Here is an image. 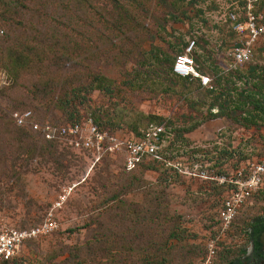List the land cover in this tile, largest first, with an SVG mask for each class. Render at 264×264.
<instances>
[{"label": "rangeland", "instance_id": "rangeland-1", "mask_svg": "<svg viewBox=\"0 0 264 264\" xmlns=\"http://www.w3.org/2000/svg\"><path fill=\"white\" fill-rule=\"evenodd\" d=\"M83 1L23 0L24 7H12L11 17L0 15L2 108L27 110L38 122L56 124L69 111L93 113L124 136L152 122L142 116L179 130L207 112V98H200L196 83L181 84L168 67L195 40L196 69L211 84L214 67L233 69L227 50L236 39L225 23L234 6L230 0ZM48 48L56 50L53 58L35 57ZM11 52L22 56L17 74L4 66ZM249 64L264 66V38ZM71 89L78 95L64 109ZM36 94L50 98L47 110ZM184 137L189 145L175 144L173 154L226 147L238 154L233 162L264 157V127L214 119ZM57 143L54 157L15 161L0 143V229L33 227L47 214L55 224L51 233L19 249L16 264H222L242 240L240 230L264 210L260 193L221 233L215 218L223 189L213 182L181 174L164 184L155 167L127 172L118 156L91 166L86 154ZM229 164L226 172L233 169Z\"/></svg>", "mask_w": 264, "mask_h": 264}, {"label": "built area", "instance_id": "built-area-1", "mask_svg": "<svg viewBox=\"0 0 264 264\" xmlns=\"http://www.w3.org/2000/svg\"><path fill=\"white\" fill-rule=\"evenodd\" d=\"M243 7L233 3L228 10L225 23L236 39V44L227 50V56L233 66L249 62L253 55L255 44L264 38V10H256L253 2L244 0ZM257 0H254V2ZM3 31L0 29V37ZM194 41L190 40L183 52L174 57L171 72L178 77L197 79L202 88L210 89V79L200 74L195 66L191 53L194 51ZM11 124L18 129L33 133L43 141H63L71 150L86 154L89 164L94 166L104 157H120L121 166L125 171H131L145 158L159 160L158 153L167 139L161 127L150 126L140 132V136H124L118 132H109L98 128L90 117L80 118L72 123L55 124L38 122L30 111H11L8 114ZM179 174L204 179L223 188L218 202L215 221L220 232H225L240 209L249 203L254 196L264 194V157L253 162L239 163L236 167L222 174L209 169L208 164L190 162L189 165L175 159L167 163ZM226 165V164H225ZM223 165V167L225 166ZM60 205L64 196L58 198ZM55 229L51 214L36 226L28 228L3 227L0 229V264H6L16 258L19 249L29 240L45 236ZM213 241L209 240L207 250L212 253Z\"/></svg>", "mask_w": 264, "mask_h": 264}, {"label": "trees", "instance_id": "trees-1", "mask_svg": "<svg viewBox=\"0 0 264 264\" xmlns=\"http://www.w3.org/2000/svg\"><path fill=\"white\" fill-rule=\"evenodd\" d=\"M177 1L183 2L186 0ZM230 1L231 3H236L238 7H243L246 3L244 0ZM249 1L253 2V6L256 10H264V0H257L255 2L254 0ZM16 6L24 7L23 0H0L1 17H3L4 20L5 16L11 17L10 13L12 7ZM105 25L109 27L110 23L106 20ZM193 41L194 46L197 47L195 40ZM234 44H236V41L234 42ZM234 44L231 47H233ZM186 45L187 44H185L184 47ZM184 47L178 54H181L183 52ZM55 52V49L48 48L46 54L37 53L35 57L37 59L41 57L50 59L54 57ZM193 53L194 51L191 53V57ZM24 55H27V53H24ZM21 57L22 56L17 52H11L4 61V66L10 72L17 74L19 71L18 63L22 60ZM250 61L245 63V68H243L245 64L236 65L233 67V69L229 70H220L219 68L214 67V78L212 79V84L210 81V89L202 88L199 85L197 79L175 76L171 72V62L168 67V71L173 76H175L181 84L189 85V82L196 83V90H201L200 98H207V112L203 116L194 118L192 122L188 124V126L179 128V130L171 128L169 122H164L163 120H160V118H156L154 116H142L144 117L143 119L152 122H148L140 130L132 134L134 137L140 136V132L144 131L150 126H157L163 129L164 134L167 136V139L165 140L161 153H158V156L160 158L159 160H156L154 158H145L142 162L138 163L134 169L128 172H133L140 169L147 170L151 167H155L159 170L163 183L166 184L170 180L180 178L181 176V174H179L176 170L168 166L167 163H172L175 159H181L183 156H186V162H183L184 164H187V160L188 162L193 161L201 165L208 164L209 169H212L215 173L218 174H222L225 172V170L223 169V165L227 163H230L229 165L231 168L236 167L239 164V161H237L236 159V161L233 162L232 159L234 157H238V154L235 150H229L226 147L222 149L213 148L212 153L210 152L212 154L211 156H209L210 153L207 152V150H201L198 148L190 149L188 155H186L184 152H181L180 154H173V147L177 143H183L185 147H187L189 145V142L184 136L198 128L204 122L214 119H225L231 121L234 124H237L241 128L251 127L253 129H258L260 127H264V66H260L258 64H249ZM194 66L196 68L195 63ZM92 89L93 86H89L86 89V93L88 94ZM77 93V89H71L68 93L69 98L64 99L61 103V106L65 109L69 103V100L74 96H77ZM35 97H37L39 101H42L44 103L43 109L47 110L50 98L41 94H36ZM211 110H215V112L211 113ZM11 111L14 110H5L0 106V143L6 145V149L11 153V158H13V161L17 160L19 156H25L29 159L36 154L47 157H54V155L58 153L57 142L43 141L38 136H36V140H34V137L28 131L15 128L11 124V121L8 117V114ZM84 117H90L92 122L100 129L107 130L111 133L116 132L105 128V122L98 120V117L94 116L93 113L88 114V116H81L75 111H69L67 112L66 120L59 124L72 123ZM154 120H156V122H153ZM7 128H11L15 132H12ZM27 139L32 141L33 145L29 146L26 141ZM56 164L59 165L60 163ZM216 189L218 190L223 188L216 186ZM6 264H16V258L9 260Z\"/></svg>", "mask_w": 264, "mask_h": 264}, {"label": "flooded vegetation", "instance_id": "flooded-vegetation-1", "mask_svg": "<svg viewBox=\"0 0 264 264\" xmlns=\"http://www.w3.org/2000/svg\"><path fill=\"white\" fill-rule=\"evenodd\" d=\"M240 233L242 240L230 247L233 256L222 264H264V210L250 219Z\"/></svg>", "mask_w": 264, "mask_h": 264}]
</instances>
